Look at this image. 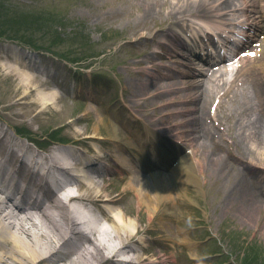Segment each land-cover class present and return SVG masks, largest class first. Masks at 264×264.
Listing matches in <instances>:
<instances>
[{"label": "rangeland", "instance_id": "374dc122", "mask_svg": "<svg viewBox=\"0 0 264 264\" xmlns=\"http://www.w3.org/2000/svg\"><path fill=\"white\" fill-rule=\"evenodd\" d=\"M171 1L167 0L166 8L159 5L148 11L142 0H0V100L12 94L19 83V76L5 70L3 64L22 71L24 68L20 69V64L23 63L28 66L25 69L30 75L43 77L46 85L41 92L55 91L61 102L55 99L57 102L51 106L52 111L42 114L39 123L31 120L38 111L35 108L31 117L21 119L15 130L21 141L42 154L47 155L62 144L76 150L77 154L89 155L86 153L89 150L93 156V151L97 150L106 155L99 162L100 168L109 172L102 177V191L117 199L119 210L126 211L128 218L139 221L140 234L131 245L142 248L140 253L149 258L145 264H171L172 260L174 264H264V210L255 211L250 221H242L236 201L229 199L231 202H227L230 185L217 176L208 174L210 193L204 186L184 188L170 180L171 200L162 204V213L152 219H149L147 208L141 207L136 190L129 188L128 181L117 179L123 175L129 178L131 174L125 171L126 167L123 170L124 165L122 167L112 155V149L118 153L122 151L110 142V135L132 139L135 144L143 141L140 135L143 130L138 126H142L140 121L144 117L131 109L132 101H138L132 94L139 90V74L147 71L151 77L145 79L166 83L171 82L166 76L173 75L177 81H183L191 72L189 67L193 58L180 48H170L165 56L155 57L160 51V41L169 42L170 30L177 33L182 30L166 23L169 10L177 2ZM231 1L233 8L241 4L238 0ZM228 13L233 14L232 11ZM240 16L244 15L234 12L224 22H233ZM159 27H162L160 32ZM18 54L23 55L21 59L14 57ZM49 68L53 78L46 74ZM212 74L211 71L209 76ZM229 78H232L231 74ZM33 87L37 90V86ZM78 91L86 97L76 95ZM188 92L186 89L178 93L182 101ZM36 93H33L35 97ZM248 95L253 97L252 88ZM252 103L249 105L252 110L243 117L232 106L238 113L231 112L229 120L222 119L223 128L230 129L234 135L241 130L244 132L239 130V125L254 119L256 102ZM88 105L93 107L92 112L86 111ZM176 105L179 109L184 106ZM57 107L66 108L65 123L60 120ZM168 112L173 113L172 110ZM10 113L0 105V124L5 130L10 126ZM101 116L104 122H100ZM71 118L73 124L68 122ZM96 123L101 127L100 137L106 140H91L83 135L87 130L90 134ZM144 130H147L146 126ZM10 133L15 135L11 130ZM245 134L249 135L250 131ZM216 142L224 145L219 137ZM259 154L262 152L255 153ZM125 158L128 167L134 170L136 167L132 166L130 158ZM230 163L234 164L233 160ZM237 166L243 173H246V167L253 168L255 173L247 174V178L259 184L264 193V169H254L249 161L237 162ZM159 172V176L170 173L167 169ZM147 173L144 171L143 174ZM177 198L182 202L178 203ZM90 205L88 209H93L99 217L108 206L106 203ZM104 224L106 228L110 227L105 221ZM172 229L176 234H171ZM180 233L183 236L179 246L175 240Z\"/></svg>", "mask_w": 264, "mask_h": 264}, {"label": "bare ground", "instance_id": "6f19581e", "mask_svg": "<svg viewBox=\"0 0 264 264\" xmlns=\"http://www.w3.org/2000/svg\"><path fill=\"white\" fill-rule=\"evenodd\" d=\"M142 1L148 11L159 5L164 8L167 6V0ZM172 1L173 4L176 2ZM239 1H242V4L238 10L248 16V21L252 25H261L264 21V0ZM233 6L234 2L230 0H177L176 5L167 14L169 17L166 23L181 27L184 21L196 19L192 25L195 26L204 20L208 21V17H211L209 12L214 7L216 12L212 19H218L212 24L219 27L221 23L217 20L227 15V11ZM249 12L251 15H248ZM191 28L189 27V30ZM161 29L162 27H159L158 32ZM171 33L175 35V32ZM178 41L181 45L188 46L186 40ZM20 52L23 54L24 50L21 48ZM166 52L163 50L160 54L165 55ZM22 56L18 54L14 57L21 59ZM3 67L16 73L19 83L16 85L17 89L12 90V94L0 100V105L11 111L8 129L5 130L0 124V264H143L148 261L149 258L140 253L141 247L131 245L140 234L139 221L128 218L123 209L117 211V199L102 191L101 180L107 169L100 168L98 163L106 157L105 154L93 151L95 158L91 159L89 156L92 151L87 150L89 155H78L72 149L65 150L59 146L55 149V155L44 156L21 141V137H17L19 134L15 128L20 126L21 119L31 117L35 108H38L31 120L39 123L40 116L52 111L51 106L61 100L57 98L55 91L44 94L41 92L45 82L42 77L30 75L25 69L28 68L27 65L20 64V69L24 68L22 71L11 69L9 64H3ZM139 75V90L132 94L138 101H132L131 109L144 117L141 122L142 126L146 125L147 132L162 141L159 143L161 146L156 152V157H164L171 171L164 176L152 173L160 170L157 164L149 161L146 148H138L131 139L123 140L117 134H111L110 142L123 151L118 153L112 149L111 152L120 164L127 168L125 171L131 174L129 178L120 177L121 181H128L129 188L136 190L141 207L149 211V219L162 213V204L171 200L170 180L184 188L191 185L199 189L204 186L210 193V173L230 185L227 202H231L229 199L236 201L239 207L237 212L243 217L242 221L248 222L253 218L255 211H263L262 187L247 178V174L252 175L255 170L246 167V173H243L237 166V162L249 161L254 169H264V84L256 75V71L249 67L241 70L236 79L228 82L227 90L220 96L218 91L222 88L218 81H224V73H221L216 81L204 74L202 77L205 78L199 81L173 79V82L166 83L145 79L151 77L147 71ZM169 78L172 79V76ZM33 86H37V90ZM248 86L255 90L257 105L253 113L254 119L249 118L250 122L242 121L239 130L243 129L244 132L241 130V133L234 135L230 129L228 131L223 128L222 119L229 120L230 113L234 111L238 113L239 110L240 117H243L252 110L249 107L252 98L247 95ZM184 89L190 91L184 95L185 99L182 101L178 93ZM35 91L36 97L33 94ZM78 94L83 96L82 92ZM216 94L220 102L213 108ZM176 103L184 105L183 108L175 107ZM232 106H235L237 111L232 109ZM100 108L103 109L101 106ZM57 110L60 112V120L65 123L66 108L57 107ZM86 111L92 112L93 107L88 105ZM190 114H193V118L189 117ZM87 117L88 115L84 118ZM99 118L100 122H104L102 116ZM68 122L73 124L74 119L71 118ZM242 123L244 126H241ZM95 126L90 134L87 130L83 135L91 140H106L100 137L101 127L97 123ZM142 126L139 125L138 128L143 130ZM10 130L15 135H12ZM246 131H250V134H245ZM160 132L162 135L166 134L170 140H163ZM218 137L224 145L216 142ZM173 138H178L183 147L174 143ZM186 148L189 151L186 152ZM259 151L262 154L255 155ZM124 154H128L132 160L135 159V170L128 167ZM38 157L41 160L39 163ZM230 160H233L234 164L230 163ZM52 169L58 171L57 173L61 172V176L69 175L70 171L74 170H77L78 174H71L67 185H59L53 189L48 181L50 178L56 182V173ZM144 170L149 171V175H144ZM86 171L92 175L83 173ZM74 189L77 194H73ZM73 200L96 205L106 203L109 206L105 209L103 219L100 218L90 231V235H86L65 211L68 202ZM178 200V203L182 202V199ZM102 220H106L110 227L103 229ZM158 230L163 232L162 229ZM174 233L175 230L172 229L171 234ZM182 236L183 233H180L175 240L179 246ZM164 249L168 252L166 246ZM171 264H174V260Z\"/></svg>", "mask_w": 264, "mask_h": 264}, {"label": "clouds", "instance_id": "9594fccd", "mask_svg": "<svg viewBox=\"0 0 264 264\" xmlns=\"http://www.w3.org/2000/svg\"><path fill=\"white\" fill-rule=\"evenodd\" d=\"M117 211H122V210L117 209Z\"/></svg>", "mask_w": 264, "mask_h": 264}]
</instances>
